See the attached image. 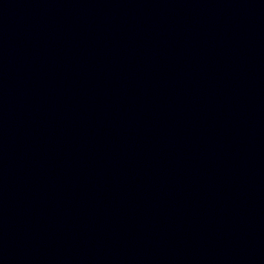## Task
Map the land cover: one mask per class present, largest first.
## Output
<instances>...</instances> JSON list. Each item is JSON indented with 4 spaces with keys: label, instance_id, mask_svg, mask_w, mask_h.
Returning <instances> with one entry per match:
<instances>
[{
    "label": "water",
    "instance_id": "95a60500",
    "mask_svg": "<svg viewBox=\"0 0 264 264\" xmlns=\"http://www.w3.org/2000/svg\"><path fill=\"white\" fill-rule=\"evenodd\" d=\"M0 264H264V0H0Z\"/></svg>",
    "mask_w": 264,
    "mask_h": 264
}]
</instances>
